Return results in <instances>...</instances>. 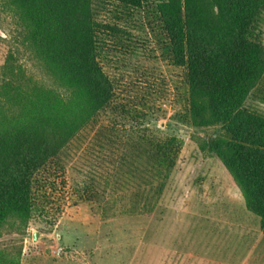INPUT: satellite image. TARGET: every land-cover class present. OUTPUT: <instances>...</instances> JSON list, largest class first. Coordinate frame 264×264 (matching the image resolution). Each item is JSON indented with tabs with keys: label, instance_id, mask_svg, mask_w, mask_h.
I'll list each match as a JSON object with an SVG mask.
<instances>
[{
	"label": "rangeland",
	"instance_id": "rangeland-1",
	"mask_svg": "<svg viewBox=\"0 0 264 264\" xmlns=\"http://www.w3.org/2000/svg\"><path fill=\"white\" fill-rule=\"evenodd\" d=\"M92 5L97 21L121 30L98 34L113 102L62 148L60 169L38 196L42 211L22 240L3 232L0 249L21 245L17 264H264L259 219L204 148L217 128L193 127L183 116V70L164 49L153 2L130 14L100 0ZM11 11L0 0V101L7 115L17 104L13 87L26 96L31 79L43 78ZM260 26L264 44V13ZM260 97L248 107L264 111ZM164 138L178 148L166 179L147 144Z\"/></svg>",
	"mask_w": 264,
	"mask_h": 264
},
{
	"label": "trees",
	"instance_id": "trees-1",
	"mask_svg": "<svg viewBox=\"0 0 264 264\" xmlns=\"http://www.w3.org/2000/svg\"><path fill=\"white\" fill-rule=\"evenodd\" d=\"M7 1L43 73L41 80L31 79L26 96L13 87L11 115L2 113L0 101V237L14 232L20 241L42 211L38 196L60 169L62 148L113 102L114 82L98 60L104 45L98 34L121 30L96 20L93 0ZM100 1L129 14L147 3ZM151 2L169 60L183 70V116L193 127L217 128L204 148L222 162L264 235V111L247 105L254 95L264 104V0ZM147 144L166 179L178 153L175 139ZM20 257L21 245L0 249V264H17Z\"/></svg>",
	"mask_w": 264,
	"mask_h": 264
},
{
	"label": "water",
	"instance_id": "water-1",
	"mask_svg": "<svg viewBox=\"0 0 264 264\" xmlns=\"http://www.w3.org/2000/svg\"><path fill=\"white\" fill-rule=\"evenodd\" d=\"M36 236H37V234H36V233H34V234H33V240H35V239H36Z\"/></svg>",
	"mask_w": 264,
	"mask_h": 264
}]
</instances>
